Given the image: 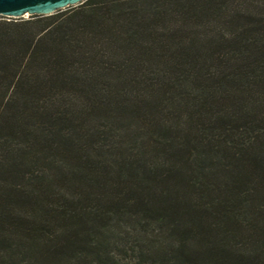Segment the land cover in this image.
<instances>
[{"label":"trees","instance_id":"trees-1","mask_svg":"<svg viewBox=\"0 0 264 264\" xmlns=\"http://www.w3.org/2000/svg\"><path fill=\"white\" fill-rule=\"evenodd\" d=\"M0 264H264V0L1 16Z\"/></svg>","mask_w":264,"mask_h":264},{"label":"water","instance_id":"water-1","mask_svg":"<svg viewBox=\"0 0 264 264\" xmlns=\"http://www.w3.org/2000/svg\"><path fill=\"white\" fill-rule=\"evenodd\" d=\"M86 0H0V17L26 18L52 15L60 10L79 6Z\"/></svg>","mask_w":264,"mask_h":264},{"label":"rangeland","instance_id":"rangeland-1","mask_svg":"<svg viewBox=\"0 0 264 264\" xmlns=\"http://www.w3.org/2000/svg\"><path fill=\"white\" fill-rule=\"evenodd\" d=\"M29 17V16H28ZM28 17H26V18H28Z\"/></svg>","mask_w":264,"mask_h":264}]
</instances>
